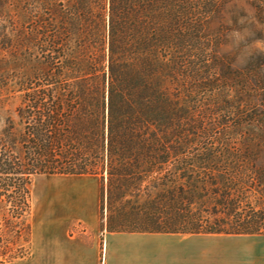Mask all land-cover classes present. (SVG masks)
Here are the masks:
<instances>
[{"label": "trees", "instance_id": "1", "mask_svg": "<svg viewBox=\"0 0 264 264\" xmlns=\"http://www.w3.org/2000/svg\"><path fill=\"white\" fill-rule=\"evenodd\" d=\"M231 1L0 0V196L91 174L102 230L264 235V52L226 49Z\"/></svg>", "mask_w": 264, "mask_h": 264}, {"label": "crops", "instance_id": "2", "mask_svg": "<svg viewBox=\"0 0 264 264\" xmlns=\"http://www.w3.org/2000/svg\"><path fill=\"white\" fill-rule=\"evenodd\" d=\"M71 176L93 177L98 191L62 190L36 211L30 257L12 264H264V235L102 230L99 177Z\"/></svg>", "mask_w": 264, "mask_h": 264}, {"label": "rangeland", "instance_id": "3", "mask_svg": "<svg viewBox=\"0 0 264 264\" xmlns=\"http://www.w3.org/2000/svg\"><path fill=\"white\" fill-rule=\"evenodd\" d=\"M227 9V25L223 29L232 38L226 49L236 48L238 40H250L236 59V64L244 65L253 48L264 52V0H232ZM16 102L15 99L13 103ZM66 189L86 190L91 194L94 189L98 191V181L89 176L38 175L30 184L28 207L25 210L17 205L18 199L13 191L1 193L0 263L12 264L30 257L31 224L35 212L47 211V206L56 204V200L62 198L59 195L66 194L62 191Z\"/></svg>", "mask_w": 264, "mask_h": 264}]
</instances>
